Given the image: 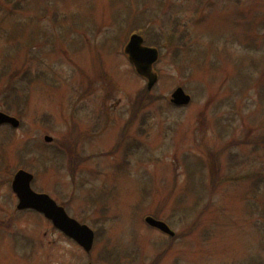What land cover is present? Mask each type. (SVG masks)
Here are the masks:
<instances>
[{
	"label": "rangeland",
	"instance_id": "rangeland-1",
	"mask_svg": "<svg viewBox=\"0 0 264 264\" xmlns=\"http://www.w3.org/2000/svg\"><path fill=\"white\" fill-rule=\"evenodd\" d=\"M0 111V176L99 230L87 254L1 184L0 264H264V0H0Z\"/></svg>",
	"mask_w": 264,
	"mask_h": 264
},
{
	"label": "water",
	"instance_id": "water-1",
	"mask_svg": "<svg viewBox=\"0 0 264 264\" xmlns=\"http://www.w3.org/2000/svg\"><path fill=\"white\" fill-rule=\"evenodd\" d=\"M143 42L140 36H133L126 48V53L138 74L149 81L148 88L152 90L158 81V76L154 73L153 66L159 59V52L157 49L144 47ZM190 101L191 97L186 95L182 88L173 94L172 102L178 106L188 105ZM7 123L15 128L20 125L19 120L16 118L0 112V125ZM46 140L51 142L52 139L47 138ZM32 181L33 176L24 171L19 172L14 180L13 188L21 200L19 208H32L44 213L48 219L53 221L58 229L74 239L87 251H90L95 240L94 232L88 226H83L70 218L66 211L62 207H59L49 196L34 193L31 189ZM147 223L161 229L163 232L172 234L164 223L153 218H148Z\"/></svg>",
	"mask_w": 264,
	"mask_h": 264
},
{
	"label": "flooded vegetation",
	"instance_id": "flooded-vegetation-1",
	"mask_svg": "<svg viewBox=\"0 0 264 264\" xmlns=\"http://www.w3.org/2000/svg\"><path fill=\"white\" fill-rule=\"evenodd\" d=\"M36 180H37V177H36ZM35 180V181H36ZM35 186V185H34ZM35 188V190L37 191V192H40V193H47V191H41V190H38L36 187H34ZM48 194H50V193H48ZM16 196V195H15ZM9 197H11V195L9 196ZM17 198V197H16ZM17 204H18V199H17ZM24 213V212H30V213H33V214H36V215H39L42 219H44V222H45V224H49L51 227H52V229H54V231H55V233L56 234H58L60 237H62V238H65V239H68V240H70L68 237H66L62 232H60V231H58V230H56L55 229V227H54V225H53V223L52 222H50L49 220H47L43 215H40V214H37V213H35L34 211H32V210H24V211H20V210H17V211H15V214L17 215V213ZM12 219V218H11ZM13 220V219H12ZM71 241V240H70Z\"/></svg>",
	"mask_w": 264,
	"mask_h": 264
},
{
	"label": "trees",
	"instance_id": "trees-1",
	"mask_svg": "<svg viewBox=\"0 0 264 264\" xmlns=\"http://www.w3.org/2000/svg\"><path fill=\"white\" fill-rule=\"evenodd\" d=\"M9 110V109H8Z\"/></svg>",
	"mask_w": 264,
	"mask_h": 264
}]
</instances>
